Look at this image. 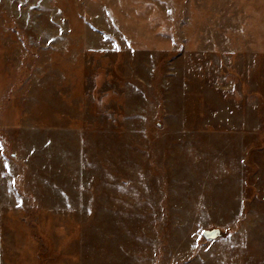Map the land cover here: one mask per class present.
Listing matches in <instances>:
<instances>
[{"label": "rangeland", "instance_id": "1", "mask_svg": "<svg viewBox=\"0 0 264 264\" xmlns=\"http://www.w3.org/2000/svg\"><path fill=\"white\" fill-rule=\"evenodd\" d=\"M0 264H264V0H0Z\"/></svg>", "mask_w": 264, "mask_h": 264}]
</instances>
